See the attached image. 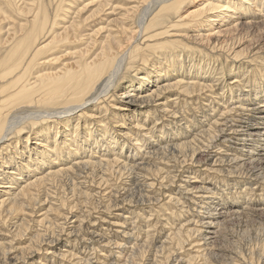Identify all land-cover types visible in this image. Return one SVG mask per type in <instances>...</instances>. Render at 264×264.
Wrapping results in <instances>:
<instances>
[{"label": "bare ground", "instance_id": "obj_1", "mask_svg": "<svg viewBox=\"0 0 264 264\" xmlns=\"http://www.w3.org/2000/svg\"><path fill=\"white\" fill-rule=\"evenodd\" d=\"M250 13L254 14V16L247 15ZM260 29L261 34H258V30ZM263 32L264 0H0V262L4 264H56L59 258V263L57 264H62L64 259H68L72 253L67 248L68 238L71 236V231H73L68 230L71 228L68 226V223L72 219L71 223L77 222L79 224L82 222L80 218L83 216L80 217L79 214H73V210V212L71 210L67 211V207L69 206L67 203L72 196L66 199L59 196V202L54 200L57 202L56 205H51L50 203L47 205V197L44 198L43 194L51 187L54 188L60 184L67 185L69 181L67 178L73 177L75 173H78V176L80 174L86 178V181L83 183H96L95 177L98 176V172H100L99 170L102 166H105L104 170L107 169L112 173L115 171V168L120 172L125 169L130 170L129 168H144V163L134 161L136 158L126 156L124 151L127 149L128 151H131V149L132 151L134 149L135 151L142 149L143 146L140 148L141 145L139 144L141 137L148 136L151 143L154 141L151 136L154 132L152 131L151 135H149L150 132L148 131L146 122L151 119L149 123L153 122L156 124V121L161 117L170 119L174 117L173 114L175 112L173 113L170 110L171 107H169L170 103H172L171 101L175 100L171 98L174 91L189 95L199 92L206 87L209 88V86L205 85L207 84L206 81H204L205 84L198 83L200 75L203 76V73H201L203 67L199 65L200 62L195 63L193 61L194 58L191 57L192 52L197 49L195 42H198L197 46L200 45L205 49L227 51L234 59H250L252 62L263 60L264 62ZM184 52L186 56H184ZM247 67L246 69L249 68ZM237 69L239 72L233 76L229 85L236 86L239 83L243 84L241 79H236L242 77L245 69L241 67ZM213 71L216 76L215 80L223 82L220 70L214 68ZM259 75L264 79V70L260 71ZM212 80L214 79L212 78ZM227 84L223 82L222 86L225 88ZM219 86L221 87V85ZM234 89L229 88L228 92L230 93H228V96L234 93ZM218 104L220 106V103ZM260 106L263 105L261 104ZM191 107H193V103ZM237 111L239 112V110ZM258 111L261 113L258 117L264 118V110L260 108ZM183 112L185 113V111ZM228 119L230 121V118ZM182 121L184 122L185 120ZM198 121L200 120L198 119ZM161 133H163V129ZM208 133L211 134V132ZM256 133L250 131L248 135L253 139L258 137ZM261 133L262 131L259 132V134ZM176 135H179V131ZM258 138L257 140L260 141L262 139V147H264V137ZM189 141L186 138H180L176 143L174 141L170 142V146H166L168 143L162 146V144H165L162 143L161 146H157L156 148L153 146V150L150 152L157 154L162 149L170 147L174 153L173 155L178 154V156L182 157V161L185 162L187 158H193L196 151L191 147ZM199 146L201 145L199 144ZM252 147H254L255 152L256 149L253 144ZM106 148H109L111 151ZM242 150L246 151L243 148ZM132 154L134 155V153ZM139 155L141 156V153ZM243 155L246 157L241 158L239 155H230L233 158L213 159V163L218 161L214 172H227L228 175L234 176V172L237 169L242 168L243 165L248 163L246 162L247 156H254L255 159L253 160L258 163L263 162L264 148L262 153H257V155H254L250 151H246ZM145 168L148 169L147 166ZM150 170L152 173L151 168ZM161 173L159 174V170L156 172L159 176ZM244 174L254 177L258 176L249 173ZM244 174H241V176ZM82 177L81 181H83ZM247 182L249 183V181ZM92 186H96V184ZM61 188L62 186L60 190ZM69 188L72 191L71 193L74 195V192H76L79 198H81V195H87V198H91L93 195V193L91 195L84 189H81L83 191L78 190V187L74 184ZM116 191L117 193H113L121 196L124 192H127V188L123 186L121 190L118 189ZM246 194L248 195V193ZM58 195L60 194L57 193L55 196L57 197ZM140 198L142 197L140 196ZM247 201L249 200L247 199ZM81 202L82 206L84 202ZM89 204L91 202L87 206ZM76 205H73L72 208H75ZM75 209L77 210V208ZM119 209H116L117 216H121L120 212H118ZM41 210L43 211L39 213ZM142 213L140 214L141 216L143 215ZM230 214L228 213L227 215ZM50 215L53 217L50 218ZM163 215L161 214L162 217ZM124 216H122V219H124ZM143 216L145 217V215ZM222 216V214H219L216 217L219 219ZM202 217V226L208 229L206 232L213 234L215 231L212 228L217 224L218 220L212 215ZM101 218L99 217V220ZM84 219H87V217ZM31 222L35 224L39 223L42 226V230L39 227V229H35L38 232H33L30 235L28 233L30 230L28 229L32 226L30 225ZM118 222L103 219L100 222L102 223L100 224V229L107 232L114 230L123 233L120 230L121 224ZM222 222H224L223 219ZM7 223L10 224L7 225L8 229L4 227ZM190 223V220H187L182 224L181 228L173 230L170 241H172L174 247L178 249L183 248L186 241L189 240L190 242L193 232L197 233L198 236L199 229L203 230V227L199 225V227L196 226L197 228L190 227ZM89 233L95 240L102 235L100 231L98 233L93 229ZM127 234L129 233L127 232ZM165 234L167 235V233ZM128 237L131 238V236ZM26 239L25 243L24 240ZM115 241L113 242L115 243ZM119 241L116 247L121 248L122 251L127 250L125 246H122L123 243L120 244ZM104 242L102 247L109 245L107 241ZM60 244H63L66 248L60 249ZM197 247L199 248V246ZM154 252H156V249ZM168 255L166 254V256ZM163 256L162 260L159 259V261H155L157 260L155 257V260H151V264H166L167 257L165 254ZM169 256L168 259L170 258ZM142 257L144 258V256ZM142 257L141 259H143ZM198 257L199 252L197 251L196 254L190 255L184 261L186 264H193L199 260L197 259ZM205 257L202 258L204 261ZM71 258L77 260L73 256ZM132 258L131 261L133 263L135 259ZM88 260L91 259L88 258ZM69 261L71 260L69 259ZM74 262L76 264V261ZM109 262L107 263L109 264ZM195 264L209 263L197 262Z\"/></svg>", "mask_w": 264, "mask_h": 264}, {"label": "rangeland", "instance_id": "obj_2", "mask_svg": "<svg viewBox=\"0 0 264 264\" xmlns=\"http://www.w3.org/2000/svg\"><path fill=\"white\" fill-rule=\"evenodd\" d=\"M247 15L254 16V14H252V13L247 14ZM260 31H261V29L258 30V34H261ZM262 34H264V32ZM195 44H196L195 46L198 50L195 49L192 52L191 57L194 58L193 61L195 63L200 62L199 65L201 67H203L202 71H201V73H203L202 74L203 76L200 75L198 80H200L201 82L199 81L198 83L205 84L204 81H206L207 84H205V85L209 86V88L206 87L205 89H203L205 91L200 90L199 92H194V93H191L189 95L188 94H186V95L182 94L179 91H174V93L171 96L172 99H175V100L171 101L174 104L170 103L171 105L169 106V107H171V109L170 108L169 109L173 113L175 112L173 114L174 117L172 119L161 117L158 121H156V124L153 122L150 124L149 122L151 121V119L146 122V126L148 127V131L150 132L149 135H151L152 131L156 134L155 135L154 133H152V135H151L152 138L154 139V141H152V143H154V144H152L150 142V138H148V136L147 137L144 136V137H141V139L139 140V144L141 145L140 148H142V146H143V148H142L143 151H141L142 149H139L136 151H135V149H134V151H132V149H131V151H128V149H127L124 151V154H126V156L136 158L134 161L144 163V165H145L144 168H129L130 170L125 169V170H121V172L115 168L114 169L115 171L112 170V171H114L112 173V172H109L107 169L104 170L105 166H102L99 170L100 172H98L99 173L98 176L95 177V182L96 181L97 182L93 183V184H96V186H92L93 185L92 183H91L92 185L88 184V183H83L86 181V178L82 177L80 174L78 176V173H75L73 177L71 176V177L67 178L70 181V182L68 181L67 185L66 184H60L57 187H54L56 189L51 187L48 191L51 192V190L53 189L51 192L52 194L50 192L48 193V191H46L45 194H43L44 198L47 197V199H46L47 205H49V203L51 205L52 204L56 205L57 202H59V198H58L59 196H62L65 199L69 198V197L71 198V196H72L73 199L72 198L69 199V201L67 203L69 205V206L67 205L68 206L67 207L68 209L66 208L67 211L71 210V212L74 211L73 214H75V215L79 214L80 217L83 216V217H81L82 219L80 218V220H82V222H80L79 224L77 222L71 223L72 219H70L71 221H69L70 223H68V226L71 227L68 230L69 231L73 230V231H71V234H70L71 236H69V238H68L69 241H68V247L67 248H68V250L70 249L69 252L72 251L71 256H73V258H75L77 260H73L71 258V256H69L70 258L68 257V259H64L62 264H72V262L74 264L75 263L74 261H76V264H81V263L82 264H89V263L90 264H99V263L100 264H108L107 262H109V261H110L109 264H111V263L120 264L121 262H122L121 264H140V262H141V264H143V263L144 264L145 263L151 264V260L152 259L155 260V257L157 258V260H155V261H159V259L162 260L161 258L164 257L163 256L164 254H165V256H166V254L171 255V256L168 255L170 257L169 259H168V256H166L167 257L166 264H186L184 261V260H186L185 258L188 259V257L190 255L196 254L197 251L199 252V257L197 258L199 260L195 261L193 264H195L197 262H207L209 264H223V263L224 264H226V263L227 264H229V263L230 264H264V210H263L264 209V160H263V162L261 161V163H258L257 161L253 160V159H255L254 156L253 157L247 156V158L249 160L246 159V162H248V163L243 165L242 168L237 169V171L234 172V176L228 175L227 172H222V173H219L216 171L214 172V168L217 167L216 163L218 164V161L213 163V161L215 159L219 160L220 158H224V157H227L229 159L233 158L231 156H238V155L241 158L246 157L243 155L244 153H246V151L253 152L254 155H257V153H262L263 148H264V147H262L263 141H262V139H261V141L257 140V139H259L258 137H261V138L264 137V132H263L264 131V123H263L264 118L258 117V115L259 116L261 115V113H259L258 110L260 108L264 110V104H263L264 103L263 102L264 101V82H263L264 79H263V77H261L259 75L260 71L264 70V62H263V60H257L255 62H252L250 59L239 60L236 58H235L236 59L235 60L234 58H232L231 55L228 54L229 52H227V51L225 52L223 50H218V49L217 50L205 49L204 47H201L200 45L197 46L198 42H195ZM203 53H205V54H203ZM184 56H186L185 52H184ZM219 59H221V60H219ZM185 60H186V58H185ZM238 63H239V65H238ZM249 63H251L252 65ZM203 65H205V66H203ZM235 66H237V67H235ZM238 67L245 69V71L242 74V77L236 79V80L241 79V82H243L244 85L242 83L241 84L239 83L236 86L232 85V84L229 85L231 79H233V76L238 74V72H239V70L237 69ZM246 67L248 69H246ZM214 68H218L220 70L221 80L223 82H225L226 84L228 83L227 87L224 88L222 86L223 82H219V81L215 80L216 76L214 75L215 74L213 71ZM232 68H233V70H232ZM207 72H208V74H207ZM205 73H206V75H205ZM211 77L214 80H212ZM251 83H252V85H251ZM210 84H212L214 86H212ZM219 85H221V87ZM229 88H233V89L235 88L234 93L229 94L230 97L228 96V93H230V92H228ZM206 89H208V90H206ZM246 90H247V92L248 91L249 92L247 93ZM243 91H244V93H243ZM205 92H208V93H205ZM224 93H225V95H224ZM240 93H241V96H240ZM245 93H247V94H245ZM217 95H219V96L221 95V96L217 97ZM257 95L258 96L260 95V96L258 97ZM201 98H202V100H201ZM217 98H219V99H217ZM251 99H253V100H251ZM215 100L217 101V103ZM260 100H262V101H260ZM183 102H185L186 104ZM192 103H193V107H191ZM218 103H220V106ZM222 103H223V106H222ZM238 103L239 104L241 103L240 106ZM184 104H185V107L186 106L188 107V108L187 107L186 108L189 111L184 107ZM229 104H230V106H229ZM255 104H257V105L255 106ZM258 104H259V106H258ZM261 104L263 106H260ZM241 105H243V106H241ZM244 105H245V107H244ZM198 106H200V107H198ZM254 106H255V108H253ZM181 107L184 109H182ZM208 107H210V108H208ZM227 107H228V109H227ZM220 109H221V111H220ZM254 109L255 110L258 109V110L255 111ZM237 110H239V112ZM183 111H185V113ZM189 112H190V114H189ZM204 113H207V114H204ZM208 113H209V115H208ZM254 113H255V115H254ZM212 115H213V117H212ZM210 117H211V119H210ZM189 118L191 119V121ZM228 118H230V121ZM198 119L200 121H198ZM182 120H185V121L183 122ZM261 122H262V124H261ZM173 123L174 124L177 123V124L174 125ZM232 127H234V128H232ZM260 127L262 128V130ZM162 129H163L164 134L161 133ZM156 130H158V131H156ZM178 131H179V135L181 134L180 137H179V135H176V134H178ZM190 131H191V133H189ZM250 131L255 132V133L257 132L256 136L258 135V137H255L253 139L250 138V136L248 135V133ZM258 131L259 132L262 131V133L259 134ZM208 132H211V134ZM180 138L181 139L186 138V140H188V141L190 140L189 143H190L191 147L194 149V151L196 150L194 157L193 158H190V157L187 158V160L185 162L182 161V157L178 156V154L174 156L173 155L174 153L172 152L170 147L162 149V151H160L157 154L150 152L153 150L152 149L153 146H155L154 148H156L157 146H161L162 143H165V144H162V146L166 145V143H168V145H166V146H170L173 141L176 143L180 140ZM244 138H246V139H244ZM166 140H167V142H166ZM244 140H245V142H244ZM258 141H260V142H258ZM249 143H251V144H249ZM255 143L257 146L255 145ZM157 144H159V145H157ZM199 144L201 146H199ZM252 144H253V146H255V149H256L255 152H254V147H252ZM209 145H210V147H209ZM248 146H249V148H247ZM242 148L246 151H243ZM250 148H251V150H249ZM106 149L109 150V148H106ZM144 149L146 152L144 151ZM109 151H111V150H109ZM137 151H139V152H137ZM143 152H144V155H143ZM132 153H134V155ZM140 153H141V156L139 155ZM225 154H226V156H225ZM207 157H208V159H207ZM234 158H236V157H234ZM178 159H180V160H178ZM206 159L208 162L205 161ZM209 161H211V163H209ZM251 161H253V162H251ZM167 162H168V164H167ZM158 164L161 166H159ZM146 166L148 169L145 168ZM154 167H155V169H153ZM163 167L166 169H164ZM150 168L153 171L152 173H151ZM158 170H159V174L161 173V171L163 174L161 173L160 176H159V174H156V172ZM117 172H119V173H117ZM244 173L254 174L256 176L258 175L257 176L258 178L251 176V175H248V174L245 175ZM145 174L148 176H146ZM241 174H244V175L241 176ZM80 176L83 178L82 179L83 181H81ZM70 178H72V179H70ZM78 179H80V180H78ZM105 179H106V181H105ZM119 181H121V182H119ZM247 181H249V183ZM75 182L78 185H76ZM98 183H100L99 184L100 186L98 185ZM73 184L78 187V190L84 189L89 194L93 193V195L91 194L92 195L91 198L93 200L91 198H87V195H84V196L81 195L80 196L81 198H79L77 196L76 192H74L75 194L73 195V193H71L72 191L69 188L70 186H73ZM112 185H113V187H112ZM126 185H127V187H126ZM181 185H183V186H181ZM61 186H62V188L60 190ZM103 186H105V187H103ZM108 186H110V187H108ZM123 186H125V188H127V192H124L122 194L123 196L122 195L120 196L118 194L115 195L114 193H117L116 190H118V189L121 190L123 188ZM129 187H131V188H129ZM197 187H198V189H197ZM98 189H100V190H98ZM55 191H57V192H55ZM81 191H83V190H81ZM103 191H104V193H103ZM128 192L130 193V195H128L129 194ZM245 192L248 193V195ZM57 193L60 195H58L56 197L55 195H57ZM95 193H97L98 195ZM205 193L207 196L205 195ZM242 194H244V195H242ZM202 195H204V196H202ZM140 196L142 198H140ZM143 197H144V199H143ZM94 198L96 199V201ZM208 198H210L211 200ZM49 199H50V201H48ZM88 199H89V201H88ZM247 199L249 201H247ZM54 200H56L57 202ZM77 200H78V202H77ZM81 201L84 203L85 202L86 203L91 202V204L88 205L89 207L87 206L88 203L87 204L83 203L84 206L83 205L81 206V204H80ZM250 202H253V203H250ZM75 204L78 205V207H77V205L75 207V208H77V210L75 208H72V206ZM209 204H210V206H209ZM85 206L89 209H87ZM78 208L80 211L78 210ZM117 208H120L118 212H120L121 216H117V214H116ZM85 210L88 212H86ZM121 210H123V211H121ZM235 210L236 211L239 210V211H237L238 213ZM42 211L43 210H41L39 213H41ZM83 211H84V213H82ZM182 211H183V213H181ZM231 212H233V213L235 212V213L233 214ZM141 213L143 215H145V217L143 215L141 216L140 215ZM160 213L164 214L163 217L161 216ZM204 213H206V214H204ZM228 213L229 214L231 213L230 214L231 216L227 215ZM123 214L124 215L126 214L125 215L126 217ZM219 214H222L223 216L221 218L217 219ZM84 215H87V216L84 217ZM185 215H186V217H185ZM207 215H212L213 217L215 216L214 218L218 220L217 224L212 228V229H214V231L216 233L212 229L211 230L214 233L213 234L208 233V232H206L208 229H206L205 227L202 226V224H201L202 218H203L202 216H207ZM101 216H102V218H101ZM122 216H124V219H122ZM225 216L226 217L228 216V218H226ZM49 217L51 218L53 216L50 215ZM86 217L88 220L84 219ZM99 217L101 218V220H99ZM134 217H136V218H134ZM28 218H30V217H28ZM132 218H134V219H132ZM160 218H161V220H160ZM35 219H37V217H35ZM103 219L119 221L118 223L121 224L120 230L123 233L116 232L114 230H110L111 232L101 230L100 224H102V223H100V222ZM138 219H140V220H138ZM222 219L224 220V222H222ZM163 220H164V222H163ZM187 220H190V222H191L190 227L197 228L196 226L199 225V226H202L203 230H205V231H203L202 229H199L200 231L198 233V236H197V233L193 232V234L191 235L190 242H189V240L186 241L185 244L183 245V248L178 249L177 247L173 246L172 241H170V236H171V233L173 232V230L175 231V229L177 230L178 228H181L182 224L185 223ZM154 221H155V225H154ZM90 222H91V224H90ZM158 223H159V225H158ZM7 225H10V224L7 223L6 226H4V227H6L8 229ZM30 225H32L28 229V230H30V232H28L30 235L33 234V232H38V230L35 231V229H39V227H41L40 229L42 230V226H40L39 223L35 224V223L31 222ZM85 225H86V228H85ZM157 226L160 228H158ZM169 228H171L172 230ZM91 229L95 230L98 233L100 231V233L102 235L105 234L107 237L105 235L104 236L101 235V236L97 237L95 240V238H92L91 234L89 233V231H91ZM155 230H156V232H155ZM126 231L129 234H127ZM169 231H170V234H169ZM218 231H220V232H218ZM202 232H203V235H202ZM217 232H218V235H217ZM165 233H167L168 236ZM206 233L208 234V236ZM119 234H121V235H119ZM152 234H155V235H152ZM128 236H131V238ZM205 236L207 238L208 237H210V238L207 239ZM126 237H128V238L126 239ZM71 239H73V240H71ZM167 239H169V240H167ZM87 240H90V241H87ZM115 240H117V241H115ZM192 240H193V242H192ZM24 241L26 243L27 239ZM104 241H107V244L109 243V245L102 247V244L105 243ZM113 241H115V243ZM118 241L120 244L123 243L122 246H125V249H127V250L122 251L121 248L116 247V244H118ZM111 243H112V246H111ZM161 243L164 245H162ZM198 243H199V245H198ZM209 243H211V244L209 245ZM73 244H74V246H73ZM135 246H137V247H135ZM197 246H199V248ZM64 248H66V247H64L63 244H60V249H64ZM155 249H156V252H154ZM132 251H133V253H132ZM101 253H103V254H101ZM77 255H79V256H77ZM103 255H105V256H103ZM132 256H134V257L132 258ZM142 256H144V258ZM185 256H187V257H185ZM203 256L204 257L206 256L205 261L202 259V258H204ZM94 257H96V258H94ZM118 257H120V258H118ZM141 257L143 259H141ZM88 258L91 260H88ZM105 258H106V260H105ZM131 258L135 259L133 261V263L131 261ZM69 259L71 261H69ZM99 259L103 260V262H101V260H99ZM78 260L80 261V263H78L79 262ZM87 260H88V262H87ZM141 260L143 261V263ZM58 261H59V258L57 259L56 264L59 263ZM124 261H126V262H124ZM94 262H96V263H94ZM1 263H3V262H0V264Z\"/></svg>", "mask_w": 264, "mask_h": 264}]
</instances>
